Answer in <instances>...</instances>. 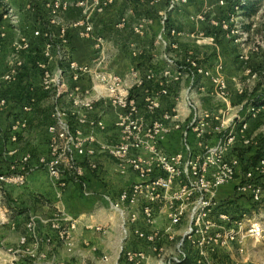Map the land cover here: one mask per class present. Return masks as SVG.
<instances>
[{"label": "crops", "instance_id": "1", "mask_svg": "<svg viewBox=\"0 0 264 264\" xmlns=\"http://www.w3.org/2000/svg\"><path fill=\"white\" fill-rule=\"evenodd\" d=\"M86 1V9L71 7L63 11L61 14L67 20L59 18V24L48 19L33 25L43 34H52L56 41L61 30L65 29L66 52L70 60L86 68V72L75 79L69 66L57 59V49L49 46L46 37H35L33 33L36 31L31 33L29 42L40 41L44 45L38 50L30 44L29 49L24 50L32 59L20 68L19 73L12 71L16 74L9 81L6 77L12 73L4 75L6 71L0 68V85H4L0 86V96L4 89L10 90L7 99L0 98L6 101V106L0 107V151L8 152L10 159L6 165L10 169L8 182L4 184L9 201L5 205L6 199L3 198L0 211V225L3 227L0 229L3 237L0 246L2 244L8 250L7 264H126L116 252L124 241L120 239L122 221L104 198L110 196L117 200L124 189L142 181L128 168L123 173L109 153V148L120 141L119 123L126 115L121 102L136 107L137 116L149 124L152 122L148 110L150 96L159 103L157 115L172 112L183 126L191 118L187 97L194 98L201 110L207 109L204 103L208 100L203 98L206 95L198 92L200 82L197 79L195 92L190 93L194 86L186 74L178 83L172 82L169 95L159 97L162 85L169 80L164 75L170 68L168 59L176 61L178 55L181 61L188 62L194 54L192 48L196 47L192 46L191 39L204 36L207 24L195 21L198 15L189 6L169 10L167 4H152L150 0ZM95 1L109 5L101 13ZM82 10L83 13L88 10L94 37L103 40L101 50L96 49L95 39L80 35L82 29L76 24L85 17ZM165 15L167 20L164 22ZM190 19L197 25L192 27ZM210 23L214 24L213 21ZM141 27L143 34L137 32ZM60 70L64 71L63 86L52 83L46 87L45 72L56 78ZM151 75L154 79H150ZM114 77L121 79L117 88L111 82ZM23 93L25 95L21 96ZM57 112L63 114L85 147L94 151L92 161L98 166L97 170L91 169L90 161L79 158L77 167L80 173L67 167L65 175L54 180L45 170L28 173L20 165L26 155L32 156L31 165L34 166L40 157L50 156L55 146L63 147L64 143L56 140L58 132L51 130L57 126ZM3 121L8 124H1ZM161 148L168 154L181 152V133L173 132ZM181 183L177 182L175 190ZM236 185L223 187L217 201L220 204L233 201L237 192L232 189ZM85 191L90 195L86 196ZM180 204L182 209L188 210L187 201L174 206L165 202L164 207H157L156 212L163 210L165 213ZM139 209L137 207L134 211L139 212ZM36 210L39 214L35 216V232L29 237V221L24 217H33ZM138 228L152 233L154 226L147 225L142 218L136 225L129 224V237L125 238L121 249L150 253L149 243L134 235ZM65 231L69 232L66 240L62 239ZM24 237H28V242L22 245Z\"/></svg>", "mask_w": 264, "mask_h": 264}, {"label": "built area", "instance_id": "2", "mask_svg": "<svg viewBox=\"0 0 264 264\" xmlns=\"http://www.w3.org/2000/svg\"><path fill=\"white\" fill-rule=\"evenodd\" d=\"M152 4L162 3L164 0H150ZM169 10H175L179 6H186L190 0H168ZM97 10L104 12L109 5L107 2L101 3L95 1ZM86 0H53L47 4L53 15L52 23L59 24V16L63 11L69 10L71 7L81 9L87 8ZM219 5L224 6L225 1L219 0ZM239 9V7H237ZM9 14V11L7 13ZM84 18L78 22L76 26L81 28L80 35L85 39H95L96 49L101 50L103 40L94 37V26L88 15V10L84 11ZM204 14L197 17L198 21H204ZM164 22L167 16H164ZM143 27L137 32L143 34ZM58 41L50 33L36 31L35 37H46L57 49V59L69 66L70 70L75 73V79L82 73L86 72V68L79 67L75 62L71 61V57L66 52V44H68L67 31L61 30ZM60 42V43H59ZM53 43V44H52ZM29 47L25 45V49ZM49 56V55H48ZM50 58V57H49ZM195 63V62H194ZM188 60V67L177 66L175 61L168 59L169 70L164 74L169 80L165 82L160 91L159 97L167 96L170 93L172 82L178 83L180 78L186 73L188 76H199L203 79H209L215 87L225 93L227 84L224 79L219 76H213L207 70L196 66ZM195 67L196 69H194ZM175 72L173 73V69ZM195 71V72H193ZM64 71H58L56 78H52L49 72L44 74V85L49 87L52 83L63 86ZM16 72H12V76H7V80H11ZM104 81V78H101ZM150 79H154L151 75ZM113 86L117 88L121 83V79L114 77L111 79ZM112 91H115L112 88ZM198 92H205L203 84L198 85ZM190 93H194L192 88ZM148 110L152 114V122L146 123L137 116V110L134 106H129L125 102H121L126 109V115L121 118L119 127L121 129L120 141L117 145L109 148L110 156L119 163L122 172L128 168L138 174L142 181L137 182L127 189H124L117 200H113L110 196H104L105 200L110 204L111 209L116 212L122 221V228L125 238L129 237L128 226L136 225L141 218L149 226H154L156 221V209L160 204L169 202L170 206L175 203L187 201L188 210L180 207L171 209L169 219L172 224L178 226L181 224L184 215L189 213V227L187 234L191 236L195 233H207L214 227L213 218L218 217L221 220H227L228 215L218 210L221 205L217 201L218 194L223 187L235 183L237 180L240 162L237 158L227 160V154L233 148V137H225V122L221 114H211L200 109L194 101V98L187 97V107L191 111V118L186 126L178 121L172 112H165L157 115L159 103L150 96L148 98ZM6 106L5 100H0V107ZM255 111V108L253 109ZM57 126L52 128L53 132H58L57 141L63 142V147L55 146L50 156L40 157L37 165H31L32 156L26 155L19 162L23 169L32 173L36 170H45L54 180H60L66 173L67 167L70 170L80 173L77 167L78 159L83 158L90 161V167L97 170L98 166L92 159L95 156L94 151L88 150L83 141L79 139L77 132L75 133L69 124L63 118V114L57 112ZM247 129L248 123L241 124ZM173 132H180L182 138V151L174 154H168L163 151L161 144ZM67 163V165H65ZM4 167L3 160L0 155V170ZM257 178H264V156L260 158L255 165L251 166L244 174L243 179L244 191L252 192V203H261L263 200V187L256 183ZM181 181L180 188L175 190L176 184ZM8 182V177L0 174V211L3 201L2 185ZM264 185V184H263ZM241 191V188H238ZM88 196V192L85 191ZM139 207V212L134 211ZM251 212H245L239 216L247 220L252 227V221H256L254 217H250ZM249 218V219H248ZM254 218V219H253ZM253 219V220H251ZM36 219H31L28 224L32 236L36 228ZM258 226V225H257ZM73 228V226H71ZM233 234V233H231ZM134 235L140 241L153 243L156 235L148 233L142 229H135ZM230 236V235H229ZM261 237V235L259 234ZM231 240L235 241L236 234L231 235ZM69 232L62 233V239H68ZM28 239L24 237L21 244L25 245ZM125 260L129 264H144L147 260L145 252L122 250ZM186 259V258H185ZM47 264H62L49 262Z\"/></svg>", "mask_w": 264, "mask_h": 264}, {"label": "rangeland", "instance_id": "3", "mask_svg": "<svg viewBox=\"0 0 264 264\" xmlns=\"http://www.w3.org/2000/svg\"><path fill=\"white\" fill-rule=\"evenodd\" d=\"M52 1L0 0V17L2 16L0 21V68L6 71L4 75L12 73V71L19 73L20 68H23L32 59L28 57V53L24 52L25 45L28 44L30 47V44L33 43L29 42L31 33L38 29L33 25L39 23V20L44 22V20L53 19L51 9L47 7V4ZM224 1L225 5L221 6L219 0H190L186 6H189L192 12L198 16L203 13L204 21H198L196 16L194 20L207 24L204 27L203 37L191 39L192 46L196 47L192 48L194 54L191 56L190 62H195L196 66L209 71L213 76L224 79L227 89L225 93H221L209 79H203L196 76L197 74L189 75V77L193 82V92H195V86L198 83L197 79L199 84L202 83L205 87L203 94L206 96L203 98L208 101L204 103L207 105V109L204 111L216 115L221 114L225 122L224 136L234 139L233 148L227 154L226 159L237 158L232 155L233 149L237 148L243 154L241 158L247 161L264 141V0L252 3L254 12H251L252 10L242 11L240 7L237 9L240 0ZM242 3L244 2L242 1ZM193 8L195 9L193 10ZM7 11L10 15L6 14ZM75 16L73 17L75 18ZM59 17L66 19L63 14ZM193 21L190 19L192 27L197 25ZM211 21L214 24L210 23ZM49 44L51 45V43ZM65 46L67 47L68 44ZM175 59L177 66L188 67V62L181 61L178 55ZM255 102H257L258 108L254 111L253 104ZM248 117L251 119L247 129H244L241 124ZM1 124H8V122L3 121ZM0 155L4 163L0 174L8 176L7 173L10 171L6 166L10 160L8 152L0 151ZM242 159L237 158L239 162ZM246 171L240 165L237 180L233 183L237 185L232 189L237 192V195L224 207L228 219L224 221L218 217L213 218L214 227L207 233L198 232L192 236L187 234L189 211L178 226L173 225L169 219L170 209H167L165 213L163 210H159L158 214L156 212L157 222L152 233L157 237L153 243L148 242L151 250L146 254L147 260L144 264H182L181 262L187 257L193 261V264H264V204L254 205L256 203H252V192L244 191L246 183L243 174ZM256 183H259L264 191V178H257ZM238 188L242 190L239 191ZM6 192L5 185H2L1 193L6 199L5 205L9 201L8 192L6 195L4 194ZM262 197L264 200V193ZM228 204L229 206H227ZM158 207L162 209L164 203ZM241 207L250 210V217L256 219V221H252L253 226L256 225L255 228L238 215V208ZM36 214H39L37 210L33 217L28 215L24 217L29 221L27 224L31 223V219H35ZM1 226L0 229H3ZM234 234L238 238L235 241L230 237ZM7 235L8 233L5 231V236ZM29 237H32L31 233ZM26 238L28 239V237ZM121 238L124 241L118 245L116 252L119 253L120 259L126 263L121 249L125 243L123 229ZM2 241L3 237L0 235V243ZM7 253L8 250L1 244L0 258L3 259L1 264L8 263Z\"/></svg>", "mask_w": 264, "mask_h": 264}, {"label": "trees", "instance_id": "4", "mask_svg": "<svg viewBox=\"0 0 264 264\" xmlns=\"http://www.w3.org/2000/svg\"><path fill=\"white\" fill-rule=\"evenodd\" d=\"M242 1L244 2V3H242ZM260 1H262V0H240V2H239V6L238 7H240L241 8V10L242 11H251V12H254L253 10H254V4H252V3H254V2H260ZM163 3H165V4H167L168 6H169V2H168V0H164L163 2H162V4ZM161 4V3H160ZM8 13V11L6 12V14ZM252 15H254V14H252ZM2 17V16H1ZM1 17H0V21H1ZM78 17V16H77ZM170 28L171 27H173L172 25L171 26H169ZM32 47L33 48H35V49H41L42 47H43V42H33L32 44ZM63 65H66V64H63ZM10 92H9V90H4L3 91V93H1V96H0V98H8L7 97V95H10L9 94ZM23 95H25L24 93L21 95V96H23ZM254 108L255 109H257L258 108V105H257V102H255L254 104ZM250 117H248L246 120H245V122L244 123H249L250 122ZM5 133L7 134V132L5 131ZM3 136L5 137V134L3 133ZM262 145L260 146V148H257V150H256V152L254 153H252L251 154V156H250V159L249 160H245V159H242L241 157L243 156V154H242V152H240L237 148H235V149H233L234 150V153H232V155H234V156H237V158L239 159V160H241L242 159V161L240 162V164H241V166H242V168H243V170H248L251 166H253V165H255L256 164V162L260 159V158H262L263 156H264V150H263V148H264V141H262V143H261ZM254 154V155H253ZM236 158V157H235ZM226 203H228V202H226ZM226 203H223V204H221L220 206H219V208H218V210L220 211V212H223V213H227V212H225L224 211V207H225V205H226ZM262 205V204H264V200L261 202V203H256V204H254V205ZM227 206H229V204L227 205ZM245 212H250V210L249 209H247V208H243V207H241V208H238V211H237V213H238V215H241V214H243V213H245ZM125 259V258H124ZM126 261V260H125ZM126 263L127 264H129L127 261H126ZM182 264H193V261L189 258V257H187L186 259H184V261H182L181 262Z\"/></svg>", "mask_w": 264, "mask_h": 264}]
</instances>
